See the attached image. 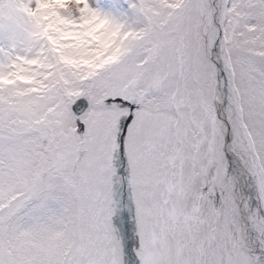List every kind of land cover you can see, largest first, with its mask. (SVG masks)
<instances>
[{
	"label": "snow or ice",
	"instance_id": "1",
	"mask_svg": "<svg viewBox=\"0 0 264 264\" xmlns=\"http://www.w3.org/2000/svg\"><path fill=\"white\" fill-rule=\"evenodd\" d=\"M0 264H264V0H0Z\"/></svg>",
	"mask_w": 264,
	"mask_h": 264
}]
</instances>
